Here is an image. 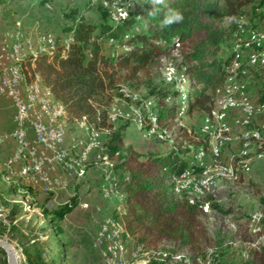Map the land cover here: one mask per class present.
Listing matches in <instances>:
<instances>
[{
	"label": "rangeland",
	"instance_id": "obj_1",
	"mask_svg": "<svg viewBox=\"0 0 264 264\" xmlns=\"http://www.w3.org/2000/svg\"><path fill=\"white\" fill-rule=\"evenodd\" d=\"M41 1H9L8 9L0 6V89L3 91L0 90V95H4L13 109V99L6 89V83L10 84L13 79L8 74V69L28 56L47 53L53 44H69L70 39H65L62 29L70 21L63 13L76 10L78 17L96 24L99 22L98 8L103 6L110 13V24L116 26L129 16L130 11L136 12L135 5L129 0H51L44 5L40 4ZM145 1L137 0V4ZM240 14L236 19L224 20L215 25L216 29L225 32L215 60L222 63L229 58L232 60L226 68L223 85L214 94L209 113L197 110L188 112L191 102L188 100V92L195 86L185 74L188 63L181 48L135 72L132 79L129 77L125 82L122 81L117 86L121 97L114 100L109 113L111 122L121 124L127 121L132 124L127 131L126 147L140 153H167L169 150L178 151L179 148L190 159L187 172L196 180L208 178L214 183L212 192L199 198L202 204L208 206L207 212L199 208L208 239L205 252L210 255L218 247L228 249L226 256L218 262L211 259V263L206 264H248L250 261L262 264L252 252L264 244V228L260 221L262 211L258 204L259 198L264 196V155L259 153L264 144V106L257 103L258 91L264 88V57L260 58L259 65H251L249 57L253 54L264 56V0H253L252 4L241 9ZM201 36L202 34L198 35ZM58 38L62 39L57 41ZM14 43L20 44V50H13ZM113 47L105 45V53L111 55L114 50L123 51ZM63 51L65 53L67 49ZM231 67L237 68L233 74ZM19 74L23 78L20 79L23 90L26 84L20 68ZM34 80L41 86L38 75H34ZM40 88L43 90L40 89L41 94L39 93L41 99L46 97L53 100L42 86ZM163 106L173 108L177 113L170 121L172 126L157 123L158 111ZM13 114L11 113L12 116ZM8 122L9 119L2 127V132L6 129L8 131ZM96 136L87 131L83 123H65V139L61 150L66 152L68 148L65 144L70 145L71 159L68 156L66 163L81 159L79 169L82 175L74 172L76 167L66 170L51 159L54 165L47 169V176L52 179L49 181L53 185L59 183L54 191L37 185H33L36 188L33 191L29 186L21 184L25 182V175L21 174H14L11 185L5 184L1 164L0 227L7 228L2 235L5 237L3 241L17 244L22 249L24 244L37 237L46 242L45 250L50 256L47 255V259L50 260L51 256L58 253V242L49 238L50 227L40 206L54 210L70 205V202L62 203L65 199L71 201L77 198L74 218H68L63 223L65 234L62 243L70 245L65 264H146L153 257L166 258L163 248L178 250L179 255L171 259L173 262L192 256L188 248L178 249L177 245L165 240L155 248L142 251L129 245L131 237L124 240L122 236L119 239L124 248L121 255L111 254V246L108 247V254L104 255L100 242L96 240L98 230L100 226H107L109 220L114 221L113 217L122 212L123 207L122 200L105 195V190L110 186L108 168L112 162L104 161V138ZM6 144L4 143V147L0 146V155L5 154L1 157L2 161L11 149V145ZM15 152L14 146L11 154ZM199 153L202 155L197 159ZM24 156L23 162L17 164L19 167H14V172H22V167L28 165L29 158L25 154ZM192 170H197L200 174H192ZM83 172L88 173L87 178L84 177L86 175L83 176ZM173 181L178 188L176 195L188 196V193L179 188L178 178ZM12 185H22L32 193L10 195ZM14 206H22L23 210L12 218L7 217ZM104 229L103 243L112 244L111 228ZM0 264H7L6 254L1 249Z\"/></svg>",
	"mask_w": 264,
	"mask_h": 264
},
{
	"label": "trees",
	"instance_id": "obj_2",
	"mask_svg": "<svg viewBox=\"0 0 264 264\" xmlns=\"http://www.w3.org/2000/svg\"><path fill=\"white\" fill-rule=\"evenodd\" d=\"M9 1L22 0H0V6L8 9ZM50 1L42 0L40 4ZM129 2L135 5L136 12L130 11L129 16L116 26L110 24V13L103 6L98 8L99 22L96 24L78 17L76 10L63 13L70 21L62 29L65 39H70L69 44H53L47 53L28 56L17 65L23 73L25 84H32L34 75L40 77L41 86L49 90L54 102L62 105L65 122L83 123L90 133L104 138L102 155L104 161L112 162L108 170L123 195L122 212L113 217L123 227L122 238L126 240L131 237L129 245L142 251L155 248L165 240L177 245L178 249L188 248L192 252V256L173 262L171 259L179 255L178 250L163 248L166 258L153 257L146 264H206L211 263V259L218 262L226 256L228 247H218L207 255V232L199 205H190L184 194L175 193L177 188L173 180L187 172L190 163L188 155L180 152L179 148L167 153H140L126 147L127 131L132 124L127 121L121 124L111 122L109 113L114 100L121 97L117 86L122 81L129 77L132 79L135 72L170 56L179 48L188 63L185 74L195 86L188 92V100L191 101L188 112L197 110L209 113L214 94L223 85L226 68L232 60L229 58L224 63L215 60L225 35L215 25L240 17L241 9L252 4L253 0ZM154 7L159 12L150 15ZM168 8L181 11L185 19L180 24L161 29L159 24ZM199 34L202 36L198 37ZM107 44L123 51L114 50L113 54L107 55L104 48ZM64 49H67L65 53ZM257 103L264 106V88L258 91ZM176 115L175 109L163 106L156 120L159 125L169 127ZM259 153L264 155V144ZM191 173L200 174L197 170ZM30 192L22 185H12L9 189L10 195ZM258 204L264 228V196L259 198ZM77 206V198H73L70 205L54 210L40 206L50 227L48 236L58 242L59 250L48 260L46 242L34 237L22 246L23 255L30 264H65L70 245L62 243L65 234L63 223ZM211 207L216 209L214 205ZM22 210V206H14L7 217L12 218ZM6 229L0 227V238ZM252 253L257 261L264 264V244ZM248 264L254 263L250 261Z\"/></svg>",
	"mask_w": 264,
	"mask_h": 264
},
{
	"label": "bare ground",
	"instance_id": "obj_3",
	"mask_svg": "<svg viewBox=\"0 0 264 264\" xmlns=\"http://www.w3.org/2000/svg\"><path fill=\"white\" fill-rule=\"evenodd\" d=\"M251 42L253 43V41ZM13 50L14 51L20 50V44L14 43ZM255 56H258V55L255 54ZM251 57L252 55L249 57V60H250L249 63L251 65H254V64L258 65V58H251ZM17 64L18 63L15 64L16 66H11L8 69V70L12 69V77L17 78V82H15V95H16L17 100L14 101V108L23 109V105L25 106V113L28 114V116L35 123L34 131H36V138H43V130H47L46 138H43V145L36 144L35 146L36 154H43L42 150L44 147L46 148L47 151L51 153V154L49 153L51 155L50 159L48 157V166L54 165L53 161H51V159H53L54 162L62 166V168H63V165H65L66 170L67 169L69 170L70 169L69 167H72V169L73 167H76L77 169L75 168L74 172L79 173L78 175H80L81 173L82 175V171L79 169L81 167V165L79 164L82 163L81 159L78 162L73 161L72 163H66L69 154L67 150L66 152L65 150H61V147H63L62 144L65 139V123H66L64 120L65 113H64L63 107L59 103L54 102L53 101L54 99L49 100L46 97L45 98L42 97L43 99H41L39 97V93L41 94L40 92L41 86L38 85L36 80H34L32 84H29V85L26 84L24 88L22 87L23 88L22 90L20 86L21 85L20 79L23 80V78L19 74V67ZM236 70L237 68L235 67L231 68L230 69L231 74L235 73ZM8 91L11 97V91L10 90ZM41 91L43 90L41 89ZM18 127L20 128L21 133H28V123H27V118H25V114H18ZM41 127L43 130H41ZM55 134H56V141H55ZM244 137H246V135H244ZM11 140H13L14 146L16 147V152L14 154H18V164H19L23 162V159L25 158V156L24 154H19V140L18 139H11ZM3 143H4V140L0 137V145H2ZM39 148H41L42 150H40ZM37 149H39L41 152H38L39 150ZM201 155L202 153H199L197 156V159H200ZM16 165L17 164H14V167ZM78 169L80 170L79 172H77ZM32 173L34 174L35 177H43V168H40L39 166H32ZM13 177H14V174L8 175L4 172L3 181L5 182V184L11 185L14 182L12 180ZM108 177H109L108 181L110 183V186L108 185L109 189L105 190V195L114 196L117 199L122 200L123 196H122L121 191L118 190L119 188L117 189L115 185L116 184L115 178L110 173L108 174ZM46 180H52L48 178L47 172H46ZM178 180H179L178 181L179 188L182 189L184 192L188 193V196H186L188 203L190 205L197 204L199 205L198 208H200V210H202L203 212H207L208 210L207 204H202L200 202L201 200L199 201V198L200 196H203L205 194L212 192V187L214 183L208 178H202V179L198 178L196 180V178L194 176H191L190 174H187V175L184 174ZM37 184H39L42 187H45V178H37ZM55 186H59V183L53 185L50 182V188H54ZM177 190L178 188L176 189V191ZM106 225L107 226H105L104 228H108V227L111 228V236L114 241L112 244H110L111 247L109 248V252L111 254L113 252L114 256L116 254L120 256L123 251L122 249H124L123 244L121 243L122 241L119 240L122 229L119 223L114 222V221L109 220ZM0 240H5V237L2 236ZM11 245L14 247L16 251L15 254H16L17 264H30L27 261L26 257L23 255L22 249L19 247V245L12 244V243Z\"/></svg>",
	"mask_w": 264,
	"mask_h": 264
},
{
	"label": "built area",
	"instance_id": "obj_4",
	"mask_svg": "<svg viewBox=\"0 0 264 264\" xmlns=\"http://www.w3.org/2000/svg\"><path fill=\"white\" fill-rule=\"evenodd\" d=\"M119 14H122V13L119 12ZM262 57L264 56H255V54H253L251 58H258V65H259V60ZM262 64H263V59H262ZM8 74L13 79L10 80L11 81L10 84L6 83V89L11 91V98L13 99V102H14L15 100H17L16 95H15V82H17V78L12 77V69L8 70ZM14 109H15V113L13 117V130L10 136L12 137V139L19 140V154H25L26 156H28L29 161L26 167H22V172H14V164H18V154H11L2 161L1 163L2 171L8 175H11V174L25 175V182L32 181L36 183V185H37V178H45V187L47 189H50V181L46 180L47 169L51 167V166H48V157H50V154L48 155V157H45L43 154H36V151H35V144L43 145V138H46L47 130H43L41 127V130H43V138H36V131H34L35 123L28 116V114L25 113V106L23 105V109H16V108ZM18 114H25V118H27V123H28V133H21L20 128L18 127ZM221 125L224 129L226 128L224 124H221ZM55 141H56V134H55ZM43 150L45 151L46 148H44ZM32 166H39L40 168H43V177H35L34 174L32 173ZM63 168L65 169V165H63ZM187 174H189V172H185V175ZM39 188H43V187H39ZM51 189H54V188H51ZM68 197H72V196H68ZM65 202H71V201H69L68 199H65ZM105 231L106 230L100 226L98 230V234L96 236V240L97 242H100V247L102 246L104 255L106 256V254H108V247H110V243H103V236H105Z\"/></svg>",
	"mask_w": 264,
	"mask_h": 264
},
{
	"label": "crops",
	"instance_id": "obj_5",
	"mask_svg": "<svg viewBox=\"0 0 264 264\" xmlns=\"http://www.w3.org/2000/svg\"><path fill=\"white\" fill-rule=\"evenodd\" d=\"M45 89V91H47V94H49V96H51V94L49 93V90L48 89H46V88H44ZM1 90V89H0ZM2 91V90H1ZM3 92V91H2ZM46 93V92H45ZM11 111V112H10ZM11 113L13 114V113H15L14 112V109H13V106L11 105H9V103H7L6 102V99H4V97L2 96V95H0V137L4 140V143L6 144V143H8V144H10L11 145V149H9V152H8V155L7 156H9V155H11V153L13 152V150H14V143H13V140H11L12 139V137L10 136L11 135V132H12V130H13V117H14V114H13V116L11 115ZM10 114V115H9ZM8 119H9V122H8V126H9V128H8V131H6L5 130V132L3 131L2 132V129L4 128V124H6L7 123V121H8ZM3 127V128H2ZM83 127L88 131V129L85 127V125L83 124ZM68 132V131H67ZM29 133H30V131H29ZM86 134L88 135V133L86 132ZM4 143L2 144V145H0V146H3L4 145ZM66 143V142H65ZM64 143V144H65ZM5 146V145H4ZM3 146V147H4ZM6 146H7V144H6ZM65 147L66 148H68L67 149V151H68V153H69V158L71 159V157H70V149H69V147H70V145H68V144H65ZM39 149H41V148H39ZM39 149H37V150H39ZM42 150V149H41ZM43 151V155L45 156V157H48V155H49V151H47V150H42ZM162 152V151H161ZM5 155V154H4ZM4 155H0V169H1V163H2V159H1V157L2 156H4ZM7 156H5V157H7ZM17 167H19L18 165H17ZM69 168H71V167H69ZM2 170V169H1ZM84 175H86V176H84ZM103 176H104V174H102ZM83 176L85 177V178H87V176H88V173H84L83 172ZM84 178V179H85ZM34 183V182H33ZM22 185H25V186H29L33 191H35V186H33V185H36V183H34V184H32V181L31 182H28V183H26V182H22L21 183ZM32 185V186H31ZM38 185V187H42V186H40L39 184H37ZM106 186H107V184H105ZM86 186V185H85ZM54 191V190H53ZM65 201H63L62 203H64ZM61 203V204H62ZM119 209V208H118ZM74 212H75V210L69 215V216H67V217H65V219H64V223H65V221H66V219H68L69 218V220L70 219H73L74 217H73V215H74ZM5 219H7V218H5ZM64 232H65V230H64Z\"/></svg>",
	"mask_w": 264,
	"mask_h": 264
},
{
	"label": "clouds",
	"instance_id": "obj_6",
	"mask_svg": "<svg viewBox=\"0 0 264 264\" xmlns=\"http://www.w3.org/2000/svg\"><path fill=\"white\" fill-rule=\"evenodd\" d=\"M162 0H155V3H161ZM159 12V9L153 8L150 12V15H156ZM184 14L176 9L168 8L164 14L163 18L160 21L159 27L161 29H167L173 26L174 24H180L184 21Z\"/></svg>",
	"mask_w": 264,
	"mask_h": 264
},
{
	"label": "water",
	"instance_id": "obj_7",
	"mask_svg": "<svg viewBox=\"0 0 264 264\" xmlns=\"http://www.w3.org/2000/svg\"><path fill=\"white\" fill-rule=\"evenodd\" d=\"M0 249L6 254L7 264H17L15 249L11 243L0 240Z\"/></svg>",
	"mask_w": 264,
	"mask_h": 264
}]
</instances>
